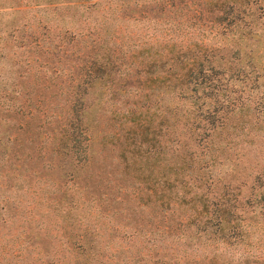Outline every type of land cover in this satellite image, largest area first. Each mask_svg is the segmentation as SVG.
Returning <instances> with one entry per match:
<instances>
[{
  "label": "trees",
  "instance_id": "trees-1",
  "mask_svg": "<svg viewBox=\"0 0 264 264\" xmlns=\"http://www.w3.org/2000/svg\"><path fill=\"white\" fill-rule=\"evenodd\" d=\"M248 1L111 0L80 44L69 36L64 93L50 79L0 95V258L264 264V56Z\"/></svg>",
  "mask_w": 264,
  "mask_h": 264
},
{
  "label": "rangeland",
  "instance_id": "rangeland-1",
  "mask_svg": "<svg viewBox=\"0 0 264 264\" xmlns=\"http://www.w3.org/2000/svg\"><path fill=\"white\" fill-rule=\"evenodd\" d=\"M110 1L100 0L95 8L82 10L80 7L73 8L66 4L14 8L9 7L14 0H0V95H25L27 91L35 88V84L50 79H54L56 85L63 86L64 93L68 76L66 56L71 48L68 38L78 37L80 44L85 35L95 29L92 27L93 24L99 22L101 11ZM263 2L264 0H249L246 9L247 13L260 16V22L254 24L256 26L254 30L260 34L258 37L260 56H264ZM261 5L262 9H259ZM263 79L264 77L261 81ZM55 90L56 87L51 91ZM57 90H60L59 87ZM260 92L264 94V87ZM259 152H263L262 148ZM249 154L252 153L243 152V159ZM213 170L222 172L224 168L215 166ZM239 181L242 182L239 185V194L246 196L252 178L245 177ZM237 256V253H233L228 259L236 261ZM0 264L8 263L0 258Z\"/></svg>",
  "mask_w": 264,
  "mask_h": 264
}]
</instances>
